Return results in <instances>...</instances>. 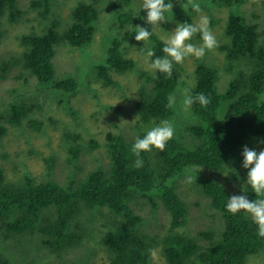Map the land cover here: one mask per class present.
<instances>
[{"label": "trees", "instance_id": "16d2710c", "mask_svg": "<svg viewBox=\"0 0 264 264\" xmlns=\"http://www.w3.org/2000/svg\"><path fill=\"white\" fill-rule=\"evenodd\" d=\"M244 1L215 0L230 8L225 27L229 40L221 45V49L231 64H244L248 69H242L227 88L220 91L216 67L205 62L196 64V80L190 89L193 95L204 93L211 98V103L207 108H202L198 103L192 106L195 122L184 127V131L192 134L193 148L186 147L173 137L163 152L153 148L151 152L142 153L143 167L135 168L136 157L130 149L137 138H143L146 131H141L135 139L109 132L106 138L109 156L107 168L99 165L73 185H63L54 179L35 182L28 174L19 182H8L0 168V237L29 238L40 233L43 243L50 247L51 252L61 256L81 239L74 228L79 226L77 222L82 209L107 208L118 218L102 236V243L109 253V264H150L151 251L158 243H161L168 264H245L249 255L264 251V238L258 236L257 225L251 217L244 212L232 215L226 210L231 191L218 179L203 177L202 174L195 175V182L210 198L211 207L222 214L223 228L219 232L200 230L198 236L206 239V243L177 230L188 222V207L176 191L175 180L194 167L223 170L234 159L240 145L264 135V102L259 99L264 90V39L260 38L257 24L248 22L239 10V5ZM262 2L264 5V0ZM33 4L43 6L45 12L49 10L48 0H35ZM142 13L146 11L141 9L138 14L122 12L119 20L136 26ZM6 14L10 21H15L21 14L17 0H0V36L2 18ZM98 14L96 0L80 1L72 8V20L65 28L60 26L58 19L53 18L40 32L31 31L21 35L20 41L25 45L20 58L23 68L29 75L35 76L41 85L61 90L66 95L77 92V78L55 77L53 59L59 45L84 47L91 42ZM187 23H191L190 16ZM151 38L156 56H163L164 40L156 34H152ZM11 62L10 59L1 62L0 79L5 77ZM135 67L136 60L124 55L120 37L111 39L104 62L95 66L107 85L116 83L109 73L110 69L125 72ZM179 69L180 65L174 64L172 78L158 73L157 78L149 77L147 80L150 86L142 85L139 90V122L159 123L177 114L176 105L173 109H167L166 104L169 94L176 97ZM30 110L22 105L12 106L10 123L18 125ZM6 132L7 126L0 122V140ZM72 138L77 141L80 134ZM92 144L97 145L94 141ZM80 152V144L69 146V162H76ZM242 162L243 158L241 166ZM236 164L240 166L239 162ZM48 167L51 172L52 165ZM244 171L247 173L248 170ZM136 194L151 200L154 195H159L170 213L171 229L161 238L156 239L141 231L145 219L130 205ZM244 194L250 201L256 198L246 183L241 195ZM3 246L1 243L0 247ZM0 264L16 263L0 252Z\"/></svg>", "mask_w": 264, "mask_h": 264}, {"label": "rangeland", "instance_id": "374dc122", "mask_svg": "<svg viewBox=\"0 0 264 264\" xmlns=\"http://www.w3.org/2000/svg\"><path fill=\"white\" fill-rule=\"evenodd\" d=\"M33 1L35 0H17L21 14L15 21H10L6 14L1 22L0 64L3 60L10 59L12 62L5 77L0 79V122L7 126V132L0 140V168L8 182H19L28 174L35 182L54 179L63 185H73L97 166L107 168L109 156L106 138L109 132L135 139L141 131L147 132L160 124L139 122V90L144 84L150 86L151 83L147 80L154 77L150 67L152 58L146 60L140 52L143 42L135 40V26L119 20V14L122 12L138 14L142 9L143 0H96L99 14L91 42L84 47H73L69 44L57 47L53 59L55 77L61 79L73 76L78 81L77 92L68 95L61 90L39 84L37 78L29 75L23 68L20 58L25 45L21 43L20 36L31 31L40 32L53 18L58 19L60 26L65 28L72 20V8L78 2L94 0H48V12L44 11L43 6L34 5ZM168 2L169 0H165V3ZM171 2L172 12L166 13L169 21L161 23V28L153 34L165 41L178 23L187 22L188 16L192 24L199 23L200 17L206 16L218 42V47L208 52L203 59L186 58L178 71V110L169 121L175 127L174 137L186 147L193 148L194 138L188 130L184 131V127L192 124L195 116L192 108L188 112L183 111L181 90L194 86L196 64L205 62L216 67L217 86L220 91H224L242 69L246 71L248 68L244 64H231L221 49V45L229 40L225 32L230 12L228 6L215 0H197L201 5V12L196 13L191 7L185 12L181 7L184 3L179 0ZM209 4L212 7H209ZM239 10L248 22L257 24L260 38L264 39L262 0L259 5L252 0H245L239 5ZM146 15L147 13L141 14L137 25L151 31V26L145 23ZM114 37L122 39L124 55L134 58L136 67L125 72L110 69L109 73L116 83L107 85L98 75L95 66L104 62L107 48ZM191 42L199 45L202 41L200 37L195 36ZM147 47L153 48L151 37ZM259 99L264 102V90ZM14 105L31 109L21 118L18 125L9 121ZM77 133L80 138L75 141L72 136ZM92 141L97 145L94 146ZM261 141H264V135L240 145L234 159L221 171L210 167H189L188 169L194 170L190 169L175 180L176 191L188 207V222L185 226L178 227V231L187 232L199 242L206 243V239L198 236L200 230L219 232L223 228L222 214L211 207L210 198L202 192L200 185L196 184L195 175L216 178L232 195H241L247 180V173L240 164L243 147L247 146L259 152L264 150V143ZM75 143L81 145V152L77 161L71 163L69 146ZM91 159L95 161L92 162ZM49 165H52L51 172ZM231 169H235V172ZM188 175L193 178L192 183H186ZM130 205L145 219L141 226L142 232L159 239L170 231L171 216L159 195H154L151 200L136 194ZM115 219L118 218L109 213L107 208H83L77 222L79 226L74 228L81 239L76 246L65 250L61 256L51 252L50 247L43 243L40 233L29 238L0 237V244L4 245L0 247V252L16 264H109V253L102 243V236L113 227ZM263 255V250L251 254L245 264H264ZM150 264H168L162 253L161 243L153 247Z\"/></svg>", "mask_w": 264, "mask_h": 264}, {"label": "clouds", "instance_id": "9594fccd", "mask_svg": "<svg viewBox=\"0 0 264 264\" xmlns=\"http://www.w3.org/2000/svg\"><path fill=\"white\" fill-rule=\"evenodd\" d=\"M252 2L259 5L260 0H252ZM181 7L185 12L189 7L196 13L201 12V5L197 0H186ZM209 7H212V5L209 4ZM142 9L147 13L145 23L150 25L152 30L148 31L145 27L137 25L134 30L136 33L134 38L138 42H143L140 52L146 60L155 57V59H151L150 63L154 78H157V72L165 78H172L174 64L182 65L188 57L203 59L208 52L218 47L216 36L209 26L208 17L201 16L197 24L178 23L170 36L164 41V47L162 48L164 55L156 56L155 51L147 47V42L152 34L161 28V23L169 21L166 13L172 12L173 3L171 0L168 3H165V0H143ZM197 34L200 35L202 41L199 45L191 42ZM181 95L183 97L182 108L184 112L190 111L195 103H198L202 108H207L211 103L210 97L204 93L193 95L190 88L182 89ZM167 101L166 108L173 109L176 105L175 95L169 94ZM174 135V124L164 119L159 125L148 130L143 138H137L130 149L136 157L133 167H143L142 153L151 152L153 148L163 152ZM261 143H264V141H261ZM242 156V167L248 170L246 184L250 186L256 198L250 201L246 194L232 195L227 199L226 210L232 215L240 212L249 215L253 223L257 225L258 236L264 238V150L257 152L244 146ZM231 170L235 172V169ZM192 180L193 178L190 175L186 176V183H192Z\"/></svg>", "mask_w": 264, "mask_h": 264}, {"label": "bare ground", "instance_id": "6f19581e", "mask_svg": "<svg viewBox=\"0 0 264 264\" xmlns=\"http://www.w3.org/2000/svg\"><path fill=\"white\" fill-rule=\"evenodd\" d=\"M94 156H95V155H94ZM98 156H99V155H98ZM101 158H102V157H101ZM95 159H96V158H95ZM97 159H98V158H97ZM97 159H96V160H97ZM91 160H92V159H91ZM94 161H95V160H94ZM94 161L92 160V162H94ZM80 164H81V163H80ZM85 165H86V164H85ZM80 167H81V166H80ZM84 167H85V166H84ZM86 168H87V167H86ZM263 257H264V255H263Z\"/></svg>", "mask_w": 264, "mask_h": 264}]
</instances>
